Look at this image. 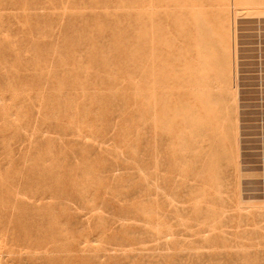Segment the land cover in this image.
Wrapping results in <instances>:
<instances>
[{"label": "rangeland", "instance_id": "374dc122", "mask_svg": "<svg viewBox=\"0 0 264 264\" xmlns=\"http://www.w3.org/2000/svg\"><path fill=\"white\" fill-rule=\"evenodd\" d=\"M263 197L264 0H0V264H264Z\"/></svg>", "mask_w": 264, "mask_h": 264}, {"label": "bare ground", "instance_id": "6f19581e", "mask_svg": "<svg viewBox=\"0 0 264 264\" xmlns=\"http://www.w3.org/2000/svg\"><path fill=\"white\" fill-rule=\"evenodd\" d=\"M160 6H161V5H160ZM171 9H172V8H171ZM206 15H207V13H206ZM214 16H215V15H214ZM204 18H206V19L208 20V16H206V17H204ZM204 18H203V19H204ZM203 19H202V20H203ZM194 20H195V19H194ZM196 20H197V19H196ZM190 21H191V20H190ZM208 21H209V20H208ZM197 22H199V21L197 20ZM197 22H196V23H197ZM201 22H203V23L205 24V22H207V21H205V22H204V21H201ZM187 23H188V22H187ZM187 23H186V24H187ZM189 23H190V22H189ZM186 24L184 25V28L188 25V24H187V25H186ZM192 24H194V23L189 24V26H191ZM201 24H202V23H201ZM195 25H196V24H195ZM203 26H204V25L202 24V27H203ZM205 26H206V25H205ZM194 27H195V26H194ZM196 27H197V26H196ZM196 27H195V28H196ZM198 27H199V26H198ZM200 27H201V25H200ZM206 27H207V26H206ZM203 28H205V27H203ZM203 28H202L201 30H203L204 33L206 34L207 30H204ZM198 29H199V28H198ZM198 29H197V31H198ZM205 29H209V28L207 27V28H205ZM187 30H190V28H188ZM185 31H186V30H185ZM205 31H206V32H205ZM201 32H202V31H201ZM188 33H191V35H192V34H193V30H192V32H191V31H190V32L188 31ZM199 33H200V32H199ZM202 33H203V32H202ZM204 33H203V34H204ZM195 34H196V33H195ZM195 34H193V35H195ZM205 34H204V35H205ZM185 35H186V34H185ZM198 35H199V34H198ZM200 35H201V34H200ZM195 36H196V35H195ZM184 37H185L186 39L188 38L187 36H184ZM204 37H205V36H204ZM204 37H203V38H204ZM191 38H192V37H191ZM193 38H195V37H193ZM193 38H192V39H193ZM196 38H200V39H201V38H202V35H201V37H197V36H196ZM205 38H206V37H205ZM205 38H204V39H205ZM204 39H203V40H204ZM188 40H189V39H188ZM188 40H187L186 42H188ZM205 40H206V39H205ZM167 41H168V39H166V42H167ZM197 41H198V40H197ZM184 42H185V41H184ZM201 42H202V41H201ZM201 42H200V43H201ZM167 43H168V42H167ZM194 43H195V41H194ZM196 43H197V42H196ZM196 43H195V44H196ZM202 43H204V45H206V42H202ZM190 44H191V43H190ZM195 44H193V45H195ZM198 44H199V41H198ZM166 46H167V44H166ZM184 46H186V45H184ZM188 46H189V44L187 45V48H188ZM198 46H199V45H198ZM120 47H121V46H120ZM191 47H193L192 44H191ZM187 48H186V49H187ZM196 48H197V47H196ZM199 48H200V47H199ZM183 49H184V47H183ZM184 50H185V49H184ZM192 51H193V50H192ZM185 52H186V51H185ZM185 52H184V53H185ZM187 52H188V51H187ZM190 52H191V51H190ZM200 52H201V54L204 53V52L202 53V51H200ZM194 53H195V52H194ZM198 54H200V53H198ZM198 54H197V55H198ZM191 55H192V54H191ZM166 56H167V55H166ZM183 56L185 57V54H184ZM194 56H195V54H194ZM201 56L203 57V55H201ZM167 57L169 58V56H167ZM196 57H197V56H196ZM196 57H195V58H196ZM199 57H200V56H199ZM192 58H193V56H192ZM166 59H167V58H166ZM184 59H186V58H184ZM193 59H194V58H193ZM200 59H202V58H199V60H200ZM191 60H192V59H191ZM194 60H196V59H194ZM197 61H198V60H196V62H197ZM200 61H202V60H200ZM183 63H185V62H183ZM192 63H193V62H192ZM192 63H191V64H192ZM197 63H198V62H197ZM199 63H200V62H199ZM166 64H167V63H166ZM186 64L188 65L189 63L186 62ZM191 64H190V65H191ZM193 64L195 65V63H193ZM200 64H202V63H200ZM169 65H170V66H173V65H171V63L168 64V65H166V68H167L168 71H169V69H168V66H169ZM196 65H199V64H196ZM170 66H169V67H170ZM183 66H184V65H183ZM184 67H185V66H184ZM192 67H193V65L191 66V68H192ZM187 68H188V67H187ZM193 68H195V67H193ZM193 68H192V69H193ZM185 69H186V68H185ZM195 69H196V68H195ZM195 69H194V70H195ZM171 70H172V69H171ZM194 70H193V71H194ZM184 71H186V70H184ZM187 71L189 72L190 70L188 69ZM195 71H196V70H195ZM195 71H194V72H195ZM197 71H198V70H197ZM190 72H191V71H190ZM190 72H189V73H190ZM167 73H168V72H167ZM199 73H200V72H199ZM197 74H198V73H197ZM166 75H168V74H166ZM185 75H187V74H185ZM194 75H195V74H194ZM198 75H199V77H197V78H198V80H199V78H200V74H198ZM188 76H189V74H188ZM184 77H186V76H184ZM167 78H168V76L166 77V79H167ZM187 78H188V77H187ZM189 78H190V77H189ZM191 78H192V77H191ZM168 80H169V79H167V81H168ZM192 80H193V78H192ZM192 80L190 81V79H189V80H187V81H189V83H191ZM199 81H200V80H199ZM194 82H195V81H194ZM168 83H169V81H168ZM168 83H167V84H168ZM186 83L188 84V82H186ZM192 83H193V82H192ZM197 83H198V82H197ZM167 86H168V85H167ZM188 87H189V86H188ZM190 87H193L192 84H191ZM197 88H198V87H197ZM189 91H190V90H189ZM189 91H188V92H189ZM166 92L168 93L167 90H166ZM167 95H168V94H166V96H167ZM79 96H80V95H79ZM166 102H167V101H166ZM167 104H168V103H167ZM167 104H166V105H167ZM166 110H167V108H166ZM167 113H168V112H166V116H168ZM232 117H233V116H232ZM167 118H168V117H167ZM167 118H166V121H167ZM168 123H169V122H168ZM168 123H166V124L168 125ZM231 125H232V124H231ZM167 127H168V126H167ZM211 128H212V127H211ZM166 130H167V129H166ZM166 133H168V132H166ZM166 137H167V136H166ZM166 146H167V145H166ZM167 147H168V146H167ZM192 150H193V149H192ZM166 152H167V151H166ZM119 153H120V152H119ZM166 161H167V160H166ZM240 197H241V196H240ZM263 198H264V197H263ZM245 199H246V198H245ZM251 199H252V198H251ZM253 199H254V198H253ZM261 199H262V198H261ZM242 201H244V199H243ZM245 201H246V200H245ZM245 201H244V202H245ZM250 201H251L250 203H252L253 200H250ZM254 201H255V199H254ZM258 201H259V200H258ZM258 201H257V203H258ZM246 202H247V201H246ZM255 202H256V201H255ZM240 204H241V202H240ZM243 204H244V203H243ZM254 204H255V203H254Z\"/></svg>", "mask_w": 264, "mask_h": 264}]
</instances>
